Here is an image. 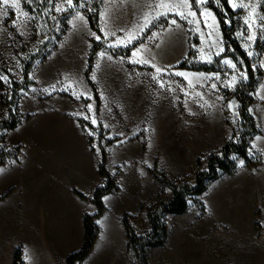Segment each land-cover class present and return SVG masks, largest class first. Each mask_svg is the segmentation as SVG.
Returning <instances> with one entry per match:
<instances>
[{"label":"rangeland","instance_id":"1","mask_svg":"<svg viewBox=\"0 0 264 264\" xmlns=\"http://www.w3.org/2000/svg\"><path fill=\"white\" fill-rule=\"evenodd\" d=\"M95 1L71 0L70 6L68 0H8L7 5L0 0V122L7 115L11 81L21 82L24 64L31 61V83L19 91L15 105L20 124L5 133V145L23 155L35 137L79 135L87 164L81 155L80 172L66 169L65 178L85 192L104 184L93 170L98 172L104 151V168L116 187L109 197L115 200L111 216L122 213L121 221L127 215L133 229L137 219L135 233L145 234L147 208L171 197L170 183L193 185L206 158L238 129L233 92L247 81V70L230 56L213 71L193 68L213 65L226 50L217 17L207 7L215 0H187V6L185 0H101L99 34L87 21ZM228 3L235 12L232 34L258 79L248 110L259 130L249 156L259 164L247 167L237 159L235 171L190 200L185 214L165 215L167 238L147 249L149 264H264V0ZM93 46L98 48L86 79ZM143 57L161 63L160 71L140 64ZM181 61L185 67L177 68ZM38 110L58 112L59 122ZM42 174L23 177L29 182ZM131 203L138 204L136 215L126 212ZM56 209L59 215L60 208L47 206L51 216ZM99 219L91 257L78 264H134L131 251L121 250V222L113 224L107 216L104 225ZM22 227L18 222L12 234L22 233ZM109 233L117 248L111 254L104 251ZM18 248L16 264H23ZM7 249L0 241V264H10Z\"/></svg>","mask_w":264,"mask_h":264},{"label":"crops","instance_id":"2","mask_svg":"<svg viewBox=\"0 0 264 264\" xmlns=\"http://www.w3.org/2000/svg\"><path fill=\"white\" fill-rule=\"evenodd\" d=\"M143 58H140V64L147 63L157 69L161 68V63L155 62L151 58ZM38 112L43 113L44 111L38 110ZM44 114L47 115V119L59 122L56 119L59 116L58 112L52 116L49 111ZM179 126L182 128L181 123ZM81 142L79 135L35 137L31 141L30 151H26L23 155L21 151L20 154L0 165V169H3L0 172V224L4 228V234L0 236V241L8 248L6 253L9 255L10 264H13V252L18 247L22 249L23 264H66L67 256L80 249L84 234L83 217L86 213L89 215L95 212L96 208L90 200L95 188L102 183V181L99 184L94 183L85 192L74 184H70L65 178L64 171L66 169H72V175L75 174V169L76 172H80L81 155L87 164V151L84 146L81 147ZM76 154L77 159H75ZM70 155H72V159L69 158ZM93 170L96 172L94 173L96 177L97 171L94 167ZM40 171L44 174L40 177H31L29 182L27 177H23V174L32 175ZM43 175L46 176L42 177ZM74 190L82 193L87 201L79 198ZM109 197H112V194H107L102 198L106 210L100 216L99 221H104L105 225V218L110 216L113 224L116 220L117 224H120L122 213L114 212V218L111 216L115 200L109 199ZM47 206L60 208V214H57L58 209H56L55 215L51 216ZM20 207L23 208L21 218L18 217V208ZM127 208L130 210L126 212L136 215L138 204L131 203ZM136 220H133L134 231H137L138 220ZM18 222L22 223L23 231L18 235L12 234V228L17 229ZM117 228L122 236L121 250L124 248L125 252H128L125 230L123 226ZM95 241L88 258L91 257ZM111 249L117 248L114 236L109 233V240L104 251L111 254Z\"/></svg>","mask_w":264,"mask_h":264},{"label":"trees","instance_id":"3","mask_svg":"<svg viewBox=\"0 0 264 264\" xmlns=\"http://www.w3.org/2000/svg\"><path fill=\"white\" fill-rule=\"evenodd\" d=\"M45 4L46 0H41ZM214 4L211 1L207 4L216 15L219 26L222 31V36L226 43V50L224 53L214 59L213 65H200L193 67L196 70L213 71L216 70V65L219 60L224 56H230L234 60L241 59L247 70V81L240 83L234 88L233 96L238 101V116L239 125L238 129L222 144L217 153H211L206 158L205 167L202 170H198L194 184H174L170 183L171 197L166 201H157L152 203L146 211V215L149 221L150 230L145 234L137 235L133 230L132 225L127 221V215L121 219V224L125 230V236L127 240V248L131 251L132 257H134V264H149V257L147 249L150 247H157L164 244L167 238V227L164 223V216L173 214L180 215L185 214L189 207V201L199 195L206 192L209 184L217 180L222 175H229L236 169V160L242 159L247 167H255L259 164V159H251L249 156L251 151V141L253 137L259 134L256 121L249 112V106L253 103L252 93L256 87L258 79H254L253 69L251 67L249 58L242 50L240 44L233 36V15L235 12L231 9L228 0H215ZM194 3V0H190ZM95 11L87 14V21L89 27L99 34L98 17L101 7V0L95 1ZM30 11L32 8H28ZM227 21L230 25H227ZM133 43L127 47L126 54L135 46ZM98 47H92L87 60V68L85 71V77L88 78L89 70L91 69L94 56ZM230 49L231 53H227ZM32 62H27L23 67L22 81H11V94L10 101L8 102L6 118L0 122V165L4 164L8 159L14 157L16 154L5 145V133L7 131L15 129L20 124V119L16 115V101L17 95L20 90L25 88L31 82L28 80V73L30 71ZM185 62L178 63L177 68H184ZM259 72V71H258ZM260 74V72H259ZM95 94V90L93 89ZM105 152L101 151L100 165L98 167V175L105 179L104 184L95 188L91 201L94 204L96 210L93 214H86L83 217V239L79 250L72 252L67 256L66 264H78L83 261L91 252L98 228L95 224V220L99 218L105 211V207L102 202V198L115 191L114 179L108 174L104 168ZM199 167V164H198ZM162 185L166 184L164 179L160 180ZM74 193L81 199L86 197L74 190ZM20 256L19 248L15 251L14 263L16 264Z\"/></svg>","mask_w":264,"mask_h":264},{"label":"snow or ice","instance_id":"4","mask_svg":"<svg viewBox=\"0 0 264 264\" xmlns=\"http://www.w3.org/2000/svg\"><path fill=\"white\" fill-rule=\"evenodd\" d=\"M205 2V0H197V3H199V4H203ZM4 3L7 5V3H8V0H4ZM68 3H69V5L71 6V0H68ZM185 5L187 6V0H185ZM13 6H15V5H13ZM83 6V5H82ZM165 5H163V4H161L160 5V7H164ZM193 15H195L194 13H192ZM208 15H211L210 13H207ZM98 39H99V37H98ZM136 53H133V55H135ZM157 71L159 72L160 71V69H157ZM91 134V133H90ZM3 171V169H0V172H2Z\"/></svg>","mask_w":264,"mask_h":264},{"label":"bare ground","instance_id":"5","mask_svg":"<svg viewBox=\"0 0 264 264\" xmlns=\"http://www.w3.org/2000/svg\"><path fill=\"white\" fill-rule=\"evenodd\" d=\"M239 244H242L241 240L239 241Z\"/></svg>","mask_w":264,"mask_h":264}]
</instances>
